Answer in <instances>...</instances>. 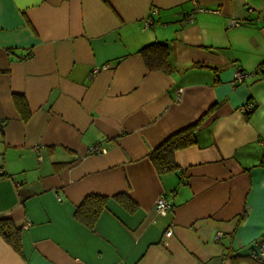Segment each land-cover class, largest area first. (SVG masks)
Masks as SVG:
<instances>
[{"label": "crops", "instance_id": "crops-1", "mask_svg": "<svg viewBox=\"0 0 264 264\" xmlns=\"http://www.w3.org/2000/svg\"><path fill=\"white\" fill-rule=\"evenodd\" d=\"M195 1L216 12L184 22L192 0H0V219L21 229L19 253L0 236V264H264V0ZM153 42L171 73L146 68L138 51ZM206 112L158 175L150 151ZM89 194L107 197L91 229L74 216Z\"/></svg>", "mask_w": 264, "mask_h": 264}, {"label": "trees", "instance_id": "trees-1", "mask_svg": "<svg viewBox=\"0 0 264 264\" xmlns=\"http://www.w3.org/2000/svg\"><path fill=\"white\" fill-rule=\"evenodd\" d=\"M139 54L149 71H161L171 73L174 69L169 54L168 46L165 42H153L139 49ZM195 67H206L201 64H194ZM216 71V69H214ZM255 73L264 77V63L255 69ZM13 102L24 121L28 120L30 111L22 95L13 94ZM210 111V110H209ZM207 112L204 113L196 122L170 134L160 144H158L148 154V158L153 164L158 175H164L176 170L177 165L174 161V152L193 145L196 142L198 126L203 121ZM264 163V159H262ZM122 203L129 206L125 196H117ZM107 197L99 194L86 195L75 209V218L88 228H92L101 211L105 207ZM0 236L10 245L14 251L20 252L21 229L17 228L8 218L0 219ZM255 253V255H257ZM237 260L252 259L250 255H236ZM258 262L264 263V257H254Z\"/></svg>", "mask_w": 264, "mask_h": 264}, {"label": "built area", "instance_id": "built-area-1", "mask_svg": "<svg viewBox=\"0 0 264 264\" xmlns=\"http://www.w3.org/2000/svg\"><path fill=\"white\" fill-rule=\"evenodd\" d=\"M193 2V9L191 12L189 13H184L183 15V21L184 22H191L194 18V14L196 12H204V11H209V12H216V10L213 9H208L202 5H200L199 3H197L195 0H192ZM261 21L262 23H264V16L261 17ZM241 23H243V19H239V18H234L231 17L228 21V27H236L238 25H240ZM150 24V21L146 22V26H148ZM107 65H104L102 68H107ZM101 68V69H102ZM100 68L95 67L94 68V72H97ZM236 78L241 80L243 78V74L241 72L236 73ZM244 112H251L253 105L251 103H246L245 105H243L242 107ZM262 147H264V141H261ZM91 152H99L101 151L100 147H92ZM154 209L156 211V213L160 216H165L168 214V212L171 211L172 209V204L170 202V200H168L165 196L159 197L156 202H155V206ZM171 234V230L168 229L165 233L166 236H169ZM220 233H218L216 235V237H220ZM254 257H264V238L261 239L260 244H259V249H258V254L254 255Z\"/></svg>", "mask_w": 264, "mask_h": 264}]
</instances>
